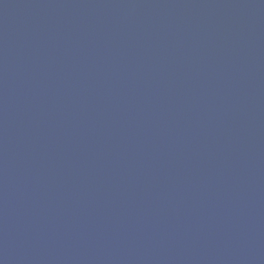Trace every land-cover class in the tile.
I'll use <instances>...</instances> for the list:
<instances>
[{
    "label": "water",
    "instance_id": "water-1",
    "mask_svg": "<svg viewBox=\"0 0 264 264\" xmlns=\"http://www.w3.org/2000/svg\"><path fill=\"white\" fill-rule=\"evenodd\" d=\"M0 264H264V0H0Z\"/></svg>",
    "mask_w": 264,
    "mask_h": 264
}]
</instances>
